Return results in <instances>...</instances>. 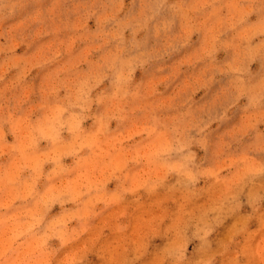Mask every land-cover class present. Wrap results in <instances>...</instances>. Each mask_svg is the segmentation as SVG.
I'll return each instance as SVG.
<instances>
[{"label": "rangeland", "instance_id": "rangeland-1", "mask_svg": "<svg viewBox=\"0 0 264 264\" xmlns=\"http://www.w3.org/2000/svg\"><path fill=\"white\" fill-rule=\"evenodd\" d=\"M0 264H264V0H0Z\"/></svg>", "mask_w": 264, "mask_h": 264}]
</instances>
